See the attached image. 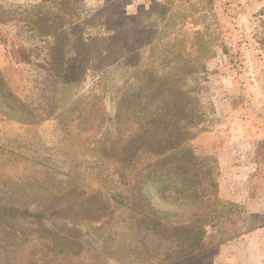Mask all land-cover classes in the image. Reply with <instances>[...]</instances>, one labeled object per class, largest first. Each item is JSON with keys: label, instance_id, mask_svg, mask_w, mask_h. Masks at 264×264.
<instances>
[{"label": "rangeland", "instance_id": "rangeland-1", "mask_svg": "<svg viewBox=\"0 0 264 264\" xmlns=\"http://www.w3.org/2000/svg\"><path fill=\"white\" fill-rule=\"evenodd\" d=\"M53 1L0 0V69L28 111L19 122L0 108V182L11 188L0 195L6 191L5 205L17 211L0 217V264L25 259L44 230L64 237L69 229L88 231L82 240L91 246L72 264H264V0H66L61 16L54 15ZM108 11L121 29L96 43L105 51L85 66L81 82L63 83L58 56L73 51L70 39L82 29L75 31L73 14L85 16L83 37L98 36L96 24L91 31L85 21L97 12L98 24L105 22ZM206 47L214 56L202 60ZM177 54L174 71L166 60ZM149 73L158 79V92L173 82L158 115L184 114L174 129L212 168L213 188L202 186L199 205L194 195L158 192L154 185L149 197L136 200L141 213L100 195L73 168L76 162L94 166L92 139L77 134L75 120L72 141L64 140L61 117L73 119L72 106L95 95L108 121L92 153L110 152L124 128L117 109L136 92L143 99ZM190 113L200 120L189 127L182 120ZM214 195L211 218L206 213ZM7 243L13 246L8 258ZM42 258L35 256L38 264Z\"/></svg>", "mask_w": 264, "mask_h": 264}, {"label": "trees", "instance_id": "trees-1", "mask_svg": "<svg viewBox=\"0 0 264 264\" xmlns=\"http://www.w3.org/2000/svg\"><path fill=\"white\" fill-rule=\"evenodd\" d=\"M65 1L66 0H54L51 3L52 9L55 10V16L62 15V13H60L61 5L64 7ZM212 1L213 0H200V3L210 5ZM130 4L131 3H126L125 5L128 6ZM117 5L119 6V4ZM69 9L72 10L73 8ZM207 11L209 10H206V12ZM97 14L98 13L95 12L85 22L89 23L87 28L91 31L96 24L97 30H101L100 34L98 36L95 34H86V37L82 36L83 22L81 21L84 20L85 16L81 19L80 14H73L77 19V23L74 27L75 31L80 29V27H82V29L80 30L78 39H70L71 50L73 51L58 56L56 64H60V75L63 78V83L65 82L72 85L81 82L84 79L85 66L91 65L93 58L102 56L105 51V49L101 47H95L96 43L102 41L101 38L105 35L109 34L108 36H111L121 29V27L112 24V18L116 16L115 13H109L108 11L107 14H109V19L99 24L98 20H95ZM93 21L95 22L91 24ZM126 27L128 26H125V28ZM87 42L91 43V46ZM49 46L50 42L46 47L47 51ZM90 50L92 51L91 55L89 53ZM205 50L204 55H202L203 57H201L202 60L205 59L206 54H210L208 58L214 56L211 48L206 47ZM48 54L49 52H45V55L48 56ZM161 62L163 66L167 65L165 59H161ZM166 62L174 64L172 68L174 71L180 68L179 63L181 62L178 54L173 56L171 61L168 62L166 60ZM176 64H178V66ZM99 70L105 73L108 69L99 68ZM162 77L166 76L163 74ZM154 79L158 81V79L149 73L144 82L145 90L142 100L140 99V95L136 92L135 96L129 99L123 107L119 110L117 109L118 112L116 117L120 120L119 124L121 123V127L124 126V128L118 131L119 137L110 152L100 151L99 154L92 153L93 149H96V147H94L95 145H102L101 139H98V137L106 133L105 126L108 121L105 107L99 103L95 95L91 100L87 101L85 105H79L78 107V103L76 102L72 106L71 111L76 110L77 112V116L73 119H69L68 122H65L64 118L67 117H61L58 121L63 131L64 136L62 138L64 140L72 141L74 134L73 131L70 130V127L75 120L78 121L77 134H84L85 138L92 139L90 144L93 146L89 149V158L95 160L93 162L94 166L83 168L82 165L76 162L73 164V168L81 170L88 184H91L100 195H102L101 193L108 194L109 200L119 202L122 204L121 206H125L126 208L139 209L141 213H143V209L136 205V200L149 197L148 195L150 192L148 190L150 188L152 189L154 185L159 189L157 190L158 192L162 189L161 191L163 193L168 194L174 193L182 195L187 193L189 195H194L197 200L196 203L199 205V199L201 198L198 194L202 195L205 192V190L201 192L202 186L213 188L214 183L212 168L208 169L203 165V158L194 154L189 143L187 145L188 136L179 134L180 130H175V126L172 125L173 122H180L184 114L179 115V113H172L168 115V110L164 112L163 116L158 115V110L163 108L165 104L163 102L168 98V94L172 92V87L170 86L173 82L168 79V82L164 84V88L161 89V92H158L155 90L154 83H156V81H154ZM0 108L5 109L10 116L17 119L19 122L26 121V116H28L25 104L9 88L1 69ZM194 111L195 108L192 107L190 112ZM199 120L200 117L190 113V117H185L182 122L190 127L197 125ZM132 125L134 126V130H132ZM150 127L151 130L149 131ZM127 130L131 132H127ZM123 134H126V137H123ZM183 144L184 148L181 151L178 150ZM131 145L132 147L130 150L125 151L129 149ZM175 150H178L177 153H175L177 155L176 157H174V154H171L172 151L175 152ZM107 153H110L111 156H107ZM171 157H174V161L169 163ZM96 158L107 159L111 161V163H109V165L102 164L101 166L96 162ZM200 176L202 177L199 178ZM176 180H179L178 185H176ZM5 189L6 191L11 189L9 181H5L4 183L3 181L0 182V191ZM6 191L0 195V217L4 215L9 217V215H13L17 212L13 207L14 204L5 205V200L8 197L5 193ZM217 202L218 200L214 195L208 206L209 209L206 215L210 214L209 216H212V212L216 211ZM19 213L24 217L29 215L26 211ZM3 222L4 221L0 219V225ZM156 224L159 225L160 222ZM62 233L65 235L64 237L56 236L44 230V240L43 238L42 240L39 238L37 240L38 244L35 243L36 245L33 244L28 248L26 253L27 257L25 259H18L16 264H38L35 260L37 254H43L44 258L41 259L42 264H72L73 259L82 255L84 251L91 249V246L87 247L89 244L88 239L84 238L82 240L84 234L89 235L88 231H85L84 234H75L77 233L76 231L69 229L64 230ZM6 246H8V248H5V252H7L5 257L8 258V254L13 253L11 252L13 246L8 243ZM12 264H14V262H12Z\"/></svg>", "mask_w": 264, "mask_h": 264}, {"label": "crops", "instance_id": "crops-1", "mask_svg": "<svg viewBox=\"0 0 264 264\" xmlns=\"http://www.w3.org/2000/svg\"><path fill=\"white\" fill-rule=\"evenodd\" d=\"M241 244H244L242 241H240Z\"/></svg>", "mask_w": 264, "mask_h": 264}]
</instances>
